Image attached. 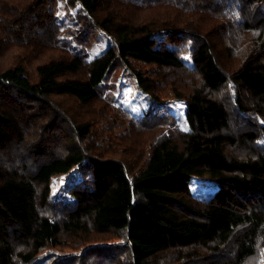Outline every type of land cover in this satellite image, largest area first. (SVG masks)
Returning <instances> with one entry per match:
<instances>
[{"label":"trees","instance_id":"16d2710c","mask_svg":"<svg viewBox=\"0 0 264 264\" xmlns=\"http://www.w3.org/2000/svg\"><path fill=\"white\" fill-rule=\"evenodd\" d=\"M76 6L111 38L93 58L58 21ZM13 49L0 264H264V0H0V57ZM119 64L144 97L183 101L186 127L105 95ZM194 176L216 188L198 197Z\"/></svg>","mask_w":264,"mask_h":264},{"label":"rangeland","instance_id":"374dc122","mask_svg":"<svg viewBox=\"0 0 264 264\" xmlns=\"http://www.w3.org/2000/svg\"><path fill=\"white\" fill-rule=\"evenodd\" d=\"M71 11L72 13H68L67 10L60 7L58 11V21L63 25V30L67 28L73 30L71 35L72 42L82 45L89 53L90 58L104 52L110 45L111 38L99 28V30H97L96 27L88 23L84 10L76 6ZM18 51L20 50L13 49L6 55L0 57V64L3 66L9 65L10 59L13 57L14 53ZM129 73L130 71L125 68L124 64L117 65L101 83V86H104L106 89L104 94L107 95L112 93L113 97H115L120 105L126 108L140 123L146 126L161 125L172 128L186 127V106L183 101L177 100L163 104L144 97V95L137 90L133 76ZM67 177L68 175L53 177V192H56L64 184ZM191 188L198 197H207L216 188V182L207 177L194 176L191 179ZM91 236L99 239L104 235L93 234ZM106 238H109V235L103 237V239ZM69 250L70 248H62V251L65 252ZM175 257L176 253L169 252L160 254L158 259H165L164 263L163 260L160 261L162 264H172ZM176 262L173 264H176ZM255 262L256 260L254 263Z\"/></svg>","mask_w":264,"mask_h":264}]
</instances>
